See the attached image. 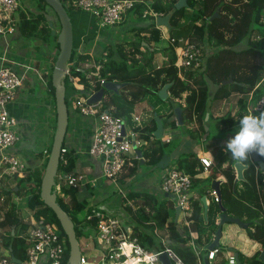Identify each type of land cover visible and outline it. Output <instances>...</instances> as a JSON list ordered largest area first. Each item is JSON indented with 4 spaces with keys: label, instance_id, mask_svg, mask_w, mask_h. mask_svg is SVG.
Returning <instances> with one entry per match:
<instances>
[{
    "label": "trees",
    "instance_id": "obj_1",
    "mask_svg": "<svg viewBox=\"0 0 264 264\" xmlns=\"http://www.w3.org/2000/svg\"><path fill=\"white\" fill-rule=\"evenodd\" d=\"M35 1L39 12H33L30 7L24 5L23 0L25 12L20 11L19 13L20 20L16 24L17 32L21 39L31 41L34 45L37 44V41H40V44L36 45V52L41 46L43 48L55 46L58 49V55L60 52L59 34L54 36L51 34L52 28L49 26L50 21L47 19L45 11V8L49 6L45 0ZM137 1V4L128 11L124 21L125 24H130L129 32L133 35L131 39L108 42L102 53L97 55L96 58L87 53L78 54L73 44L70 60H75V62L69 64V76L77 78L78 83L83 88H75L68 75L64 79L66 87L65 100L69 115L67 130L69 131L71 112L74 111L80 114L73 103L81 97H86L98 91L103 82L123 84L117 93H107L108 97L97 106L100 113L107 112L115 117L124 115L132 117L135 105L139 102H147L155 110L157 117H164L162 113L164 108L160 109V105L164 107L166 101H162L158 93L164 86L170 85L168 88L169 97L174 100L183 99L184 102H176L172 105L170 116H167L168 120H164V125L177 126V122L174 120V109L177 107L182 110L183 125L186 122L190 125L197 123L196 130L193 129L192 132L198 134L201 138L205 135V125H208L209 134L205 139V151L212 153L216 167L225 176L226 189L233 191L229 206L225 207L223 205L226 208V213L228 216L239 218L244 223H250L253 239L264 247V172L248 157L242 161L249 166L244 173L245 181L239 182L233 187L235 173L232 166L240 160H231L227 153L224 154L221 150L224 146L220 145V141L226 140L218 136L219 133L230 136L229 132L238 123L239 117L248 114L249 106L264 93V0H184L181 6L178 5L179 0ZM69 2L70 0H63V5L68 14L71 10L68 7ZM216 10L219 11V16L209 21ZM154 14L169 16V37L187 41L201 50L202 56L205 58L202 70H185L181 71L180 74L176 66L177 57L173 48L170 46L164 48L155 46L161 41L162 32L156 24L157 17ZM242 20H247V22L244 24ZM222 27H227V29ZM227 31L232 33L231 40L225 38ZM245 39H247L246 50H238L237 47ZM208 48L219 50L207 54ZM225 51L228 53L222 55ZM157 54L160 55L158 60ZM229 54L240 57L245 54L249 58H246L248 61L245 60L244 66L241 62L240 65L235 64L232 66L214 64V61L223 60ZM91 61L94 62L92 68L86 69L82 66V63ZM241 66L244 70L238 72V68H241ZM50 69L53 71V67ZM46 78H48L46 81V94L53 98L56 110L55 88L52 84L51 74ZM229 79L232 82L217 87L222 81ZM208 80H211L217 87L212 96L209 95ZM234 91L243 96L232 95ZM234 96H237L235 107H229L224 103L230 101ZM221 103L225 104V110L218 113L217 109L221 106ZM215 104L218 106L216 109H214ZM206 114H209L210 120L208 123H205ZM169 117L173 118L172 122H170ZM131 126L137 135L136 140L145 143L153 137V133L157 129L156 117H152L148 122L139 126H135L133 123ZM67 134L62 147L67 148L65 157L68 162L65 166L60 164L58 170L72 172L77 168L79 156L74 144L69 145ZM170 143L165 142L162 144L161 141H158L148 148H145L144 145L139 146L138 149L143 153V156L149 158L145 161V165L151 166L160 162L167 155L166 148ZM46 152L49 156L51 145ZM39 155L41 156L42 153L40 152ZM259 158L264 162V156L259 155ZM45 159L44 171L48 157ZM133 161L135 165L134 168H129L128 174L130 175L127 174L128 176H131V173L135 174L141 163L139 159ZM225 161H228V169H222ZM174 167L189 174L193 177V180L196 175L203 172L197 152L183 155L175 162ZM42 177L41 170L32 171L31 168H28L24 178H13V181L16 182L15 186L8 189L7 193L15 192L25 196L28 211L20 212L18 206L14 204L4 214L0 221V229L4 232V246L11 255L24 264L29 246L28 231L32 225V217L30 216V212H32L34 219L43 217L46 222L55 225L59 234L65 238L66 251L63 264H68L70 252L68 237L63 231L56 214L45 205L41 198ZM87 187L91 188L90 185ZM111 189V193L114 195L116 189ZM78 191L79 188H63V196L57 195V203L72 220L80 246L81 238H88L90 230L87 228L88 223L85 218L82 220L79 215L83 212L89 214L97 206H89L87 199L80 200ZM206 193L204 189L198 197L193 196L191 198V212L187 217L190 226L183 225L181 228L178 227L174 217L167 221V212H162L160 204L154 196L130 192L128 198L130 200L141 198L148 203L150 212L144 214L142 207H138L136 210L138 217L143 221L150 222L149 229L152 232L157 231V237L166 238V241H169L166 246L173 249L186 264H199L194 252H199L201 261L208 254L207 247L212 242L217 230L216 221L220 214V206L214 198L210 199L205 213L202 197L206 196ZM157 208L158 210L160 208L161 212L156 211ZM127 209H129V206H127ZM170 211L175 215L173 207L170 208ZM192 232L195 233L193 237L191 236ZM135 234L149 252L161 250L165 247L157 239L138 228H135ZM91 242L96 245L94 240L91 239ZM236 252L241 264H264L258 258L259 253L248 258L242 252L238 250ZM81 254L84 255L82 251ZM210 263L228 264L221 248H219L218 254Z\"/></svg>",
    "mask_w": 264,
    "mask_h": 264
},
{
    "label": "built area",
    "instance_id": "obj_2",
    "mask_svg": "<svg viewBox=\"0 0 264 264\" xmlns=\"http://www.w3.org/2000/svg\"><path fill=\"white\" fill-rule=\"evenodd\" d=\"M137 2V0H70L68 7L92 14L101 28H114L125 21L128 11ZM20 11L25 12L23 0H0V19L3 21L0 23V39L6 40L15 33L16 24L20 20ZM154 16L161 15L154 14ZM8 17L13 18L11 24L8 22ZM167 41L176 54V66L180 74L181 71L185 70H202L205 59L201 50L181 39L176 40L169 37ZM9 57L8 49L0 52V221L15 204L13 196L7 193L8 189L11 188L9 185H4V182L13 180L15 177L24 178L28 169L12 151V148L20 142L21 138L17 131L18 121L9 112L8 106L15 100L17 92L22 86L24 74L28 71H34L29 64H20V68L23 70L21 73L18 68L14 67L15 63ZM67 75L69 76V70ZM69 77L73 85L78 82L77 78ZM80 87L78 89H82V86ZM92 94L77 99L73 104L82 116L95 120L88 154L96 162L98 172L95 173L98 174L92 173L91 177V170L89 172L58 170L60 164L65 166L68 162L65 157L67 148L62 147L53 187V193L58 196H63V188H80L87 184L95 186L100 178L104 179L107 184L115 185L119 190L121 188L120 181L128 173L129 168L133 166L132 159H138L134 144L137 147L140 142L136 140L137 135L131 124L141 125V118L136 115L115 117L106 112L100 113L98 104L87 103ZM250 106L251 109H248V114L264 112V93L255 99ZM205 155V153L198 155L203 167V172L200 174L207 173V177L210 178V172L216 165L211 158ZM194 186L193 177L176 168H170L164 172L159 186L161 200L164 203L174 201L171 203L174 210L180 209L178 220L180 217L186 226L190 223L187 217L191 212L190 200L193 197ZM121 191L123 196L121 199L128 200L129 192L124 193L122 189ZM212 196L217 201L214 192H212ZM32 215L33 213L30 212L32 225L28 231L29 246L24 264H63L66 251L65 238L59 234L55 225L46 222L43 217L34 219ZM85 220L88 223L87 228L90 230L88 238L94 240L97 248L103 253L99 263H92L162 264L159 255L165 252L172 264H186L173 249L166 246L165 239H160V243L165 246L163 249L149 252L147 247L140 243L128 220L122 222L103 209H92L91 213L86 214ZM3 237L4 233L0 229V264H15L11 260L12 255L4 246ZM218 252L219 248L208 251V260L212 261ZM227 261L228 264H236L233 255ZM87 262L91 261L82 255L81 264Z\"/></svg>",
    "mask_w": 264,
    "mask_h": 264
},
{
    "label": "crops",
    "instance_id": "obj_3",
    "mask_svg": "<svg viewBox=\"0 0 264 264\" xmlns=\"http://www.w3.org/2000/svg\"><path fill=\"white\" fill-rule=\"evenodd\" d=\"M31 2H32L31 10L33 12H39V8L37 6L36 1L31 0ZM69 9H71L70 10L71 13H69V16L71 18L72 26H73V44L77 50V53L78 54L89 53L90 55H92V53L95 52V53L101 54L105 45H104V42L100 44L99 39L96 38L98 35L94 31L95 28L93 25V20H92L93 18H91L90 16H87V15L81 14L82 13L81 11H76L70 7H69ZM45 11H46L47 19L49 21L53 22V28H54L56 34H59L61 26H60V22L56 16V14L49 7H46ZM75 29H77V35L76 36L74 34ZM132 36L133 35L131 34V37ZM25 41L26 40L21 39L20 35L17 32V29H16V33L12 37H9L7 40L0 39V52L3 51L4 49H8L9 54H10L9 58L11 60H13V62L15 63V65H14L15 68H18V70L21 73H23V70L20 68V64H29L30 66L33 67V70H34V71H28L27 73L24 74L25 78L23 81V87L18 91L15 100L11 104H9V106H8L9 112L18 121V128H19V134H20L19 136L21 138L20 139L21 144H27L26 141L28 140L30 133L32 132V128H31L32 122L30 120L31 119L30 118V114H31L30 106H31V102H32V100H31L32 99L31 94H32V90H33L32 86L35 84L34 81L35 80L38 81V83L41 85V90H42L41 93L46 95V89H47L46 81L48 80V78H46V76H49L50 74L52 76V71H51L52 69H50V68H52V67L54 68V66H55V60L53 62L49 57V56H52V54L50 52L45 51L46 47L43 48L41 46V47H39V50H40L39 54L36 52V49H35L36 45L40 44V41H37V44L35 46L32 45L33 43L30 44V43L25 42ZM54 48H55V46H53V49ZM80 48L84 49L85 51L79 50ZM100 50H102V51L98 52ZM99 54H97V55H99ZM57 56L58 55L55 54L53 56V58L56 59ZM74 62H75V60H69L68 64H73ZM38 74H40L41 77L36 78L35 76H33V75H38ZM212 86L213 87L211 88V85L209 84V80H208V88H209V95L210 96H212L215 93L216 88L218 87V86L216 87L214 84H212ZM169 95H170L169 91L167 90V99L166 100H168ZM176 102H183V99L182 100L176 99V100L172 101V103H176ZM141 103L148 104L147 102H140V103L136 104V108ZM51 106H52V104H51ZM73 106H74V104H73ZM136 108H135V110H136ZM163 108L165 109L166 105H164ZM72 110H75V109L72 108ZM150 110H152L153 112L155 111L151 107H150ZM165 111H167V110H165ZM156 114L157 113L154 112L153 117L154 116L157 117ZM135 115L139 116L138 114H135ZM167 116L168 115H166L164 117H158L161 120L162 125H163L162 138L165 136V130L171 128L170 124L164 125V123H163L164 120H168ZM174 120H176L175 117H174ZM209 120H210L209 117L207 120L205 117V123H208ZM32 125H33V123H32ZM193 126H194V129H196L198 125H197V123H195ZM94 128H95V120L93 118L81 116L80 114H78L77 112H74V111L71 112L69 131L67 130L68 131L67 138H68L69 145L74 144V146L77 149V154L79 156L78 162H77V168L74 169V171H76V172H89L91 170V173H90L91 177H92V173L98 174V173H95V172H98V166L96 165V162L88 154L90 141L92 138ZM234 128L235 127H233L232 130ZM151 139H152L151 144L156 143L160 140V139H157L154 135H153V137H151ZM165 139H167V138L165 137ZM166 142H170V141L166 140ZM224 143H225L224 140L220 141V144L224 145ZM145 144H146V142L143 143V145H145ZM16 146L14 147L15 149H16ZM139 146H142V145L141 144L138 145L137 149ZM14 148H12V151L15 153ZM221 150L223 151V148H221ZM28 152L29 151L25 149L22 153V158H24L26 160V162L28 163V165L30 166L31 169L38 170L40 163L37 161V159L29 157ZM135 152H136V148H135ZM193 153H196V152L193 151ZM204 153L206 154L205 156L211 158L212 161L215 162V159L210 152H206L204 150V152L200 153V155L204 154ZM198 155H199V153H197V156ZM142 159H143V164H145V161L148 160L149 158H145L143 156V153H142ZM166 159L167 158H162L160 160V162L156 163L155 165L148 166L150 169L153 168L154 172L150 173L147 176H143L141 178V180L140 179L137 180L135 177H133L134 174H132V173H131L130 178H131V193L132 192L133 193H144V194H148L150 196H154L155 199L159 202L160 208L162 209V212H164V213L167 212V214H168L167 221H169L171 218L170 208L173 206L169 202L166 204V206L165 205L163 206L164 202L161 200L160 192H159V186H160L162 176H163L165 171L170 169V167L167 164L171 160L170 159L166 160ZM249 159H250V156H249ZM133 160L134 159H132V165L133 166L131 168H134V165H135ZM171 168H175V167H171ZM212 169H215L217 171V173L219 174V176L214 177L212 175V173H210V175H211L210 178L206 177V178H204V180L205 181H208V179L209 180H211V179L223 180V183L221 186V188H222V204L225 207H227V206H229V201H230V198H232L233 191H229L228 189H226V187H225L226 179H225V176L223 175V173L221 174L220 170L216 166L213 167ZM222 169H228V161H225L223 163ZM136 171L138 172L139 170L137 169ZM136 171H135V173H136ZM211 172H212V170H211ZM130 178H128V179L130 180ZM206 183H205V185H206ZM89 185L90 184H87L85 186L80 187L78 194L80 195V193H82L84 190L89 189V190H91V192L93 191L94 193L96 192L97 194H101V195L104 194L103 199L105 200V199H107L105 194H107L109 191L111 192V190H112L111 188L117 189V187L115 185L107 184V182L102 178L97 180V184L95 186L90 185L91 188H88L87 186H89ZM204 189L207 192L206 193L207 195L205 197L207 200V204L209 205L210 199L213 198V196H212L213 191L210 188V183H209L208 187L201 186L198 191L193 190L192 194L196 198V197H198L199 193ZM105 191H106V193H105ZM150 196H149V200H150ZM121 202L122 201L116 202V204L109 202L105 207H107L109 210H113L116 212L118 210V208L120 206H122L123 202L122 203ZM138 207H142V209H143L142 211H144V214H148L150 212L149 204L146 203L143 199H141V198L131 199V209L133 212V216H131V225L133 226L134 230H135V228H138V229H140V231H143L145 233L147 232L149 235H151V237L157 239L158 242H160V239L166 240V238L157 237L158 236L157 231L152 232L149 229L150 222L143 221L141 218L138 217V215L136 213V210ZM160 208H159V210L157 208L156 211L161 212ZM121 216H123L122 213H121ZM174 219H175L179 228H181V227H183V225H185L184 221L180 220V217H179V220H178V217L176 218V210H175ZM218 222H219V220L216 221L217 225H218ZM231 224H233V223H231ZM231 224H224L222 226V236L226 235L224 237V239L228 240V244L230 245L229 248H232L234 246L233 248L235 250L242 252L248 258H251L255 254H258V253L261 254L264 247L259 242L255 241L254 239H251V238H253L252 234H251V226L248 229H242V228L240 229V228H233L231 226ZM188 226H190V223ZM240 231H246L247 237L251 241V242H249L248 247H246L244 245V242L248 241V240L245 239V234H244V239L241 238L243 236V234H241ZM191 236L192 237L195 236V233L192 232ZM232 237L235 240L233 239L232 241H230L232 239ZM166 243L168 244V241H166ZM194 253H195V255L199 261V264H203V260L201 261V257H200L199 252L196 251ZM232 255L235 256V254L233 252L228 251L227 253H224V258L226 260H228V258ZM259 257H260V255H259Z\"/></svg>",
    "mask_w": 264,
    "mask_h": 264
},
{
    "label": "rangeland",
    "instance_id": "obj_4",
    "mask_svg": "<svg viewBox=\"0 0 264 264\" xmlns=\"http://www.w3.org/2000/svg\"><path fill=\"white\" fill-rule=\"evenodd\" d=\"M24 5H26L28 8L29 7L31 8L32 7L31 0H24ZM81 14H84V15H87V16H90L91 18H93L92 20H93V25L95 28L94 31L98 35L96 38L99 39L100 44L104 42V45H106L108 42H117V41H123L126 39H131V32H129V28H130L129 23L125 24V22H123L114 28L113 27L101 28L98 24L99 22L95 19V17L92 14L86 13V12H82ZM233 15H235V13ZM11 20H13V18L8 17V22H10V24H11ZM1 22H3V21L0 19V23ZM243 22L245 24L247 22V20H245ZM225 23H226V19H225ZM158 28L162 32V39L155 46L159 47V48L168 47L169 44H168L167 40L169 38V33H168L169 28H167L165 26H158ZM222 28L227 29V27H222ZM15 33H16V31H15ZM74 34H75V36L77 35V29L74 30ZM13 35H11L9 37H12ZM225 38L228 40H231L232 33L230 31H227L225 33ZM25 42L32 44L31 41L26 40ZM246 42H247V39H245L242 42V44L237 47L238 50H241V49L246 50L245 49V48H247ZM32 45H34V43ZM47 47L45 48V51L50 52L52 54V56H49V57L54 62L55 59L53 58V56L55 54H57L58 49H56V48L53 49V46L52 47L47 46ZM79 50L85 51L82 48H80ZM218 50L219 49L208 48L207 53L211 54L212 52H216ZM39 51L40 50L37 51L38 54H39ZM101 51L102 50H100L98 52H101ZM226 53H228V52L225 51L222 53V55H224ZM87 54H89V53H87ZM97 54H99V53H97ZM97 54H95V52L92 53L93 58H96ZM156 57L158 60L160 58V55L157 54ZM246 58H249V56H246L245 54H242V57L236 56V55L234 56V54L233 55L229 54L223 60L214 61V64H219V65L222 64L223 66H228V65L232 66L235 64L240 65V62H241L242 65L244 66V63L246 61H248V60H246ZM250 58H252V57L250 56ZM82 66L86 69H90L94 66V62L91 61V62H87V63H82ZM243 66H241V68H238V72H241V71L243 72V70H244V68L242 69ZM33 76H35L36 78L41 77L40 74L33 75ZM23 81H24V79H23ZM23 81H22V86L20 87V89L23 87ZM34 83L35 84L32 86V89H33L32 94H31L32 95V99H31L32 102H31V106H30V108H31V114H30L31 119L30 120L33 123V125L31 123L32 132L30 133V136H29L28 140L26 141L27 144H21L20 143L21 141H20L18 143V145L16 146V149L14 148L15 149L14 151L17 154V157L22 160L24 165H26L27 168H30V166L28 165L26 160L24 158H22L23 151L25 149L28 150L29 151L28 152L29 157L37 159V161L40 163L38 170H41L42 173L44 174L43 164H44V161L46 160L45 158L48 157L46 150L48 149V147H50V145L52 147L53 139H54V136H55V133L57 130V124L58 123H57L56 110L54 107L53 98L48 96L47 94L44 95L41 93L42 92L41 85L38 83L37 80H35ZM209 84L211 85V88H212L213 83L211 82V80H209ZM80 86H82V85H80L78 82L74 85L75 88H81ZM232 95L243 96L242 94H237L235 91L232 92ZM237 96H234L233 98H231L230 101L224 102V103L226 105H228L229 107H235V98ZM107 97H108V94H106L105 98H107ZM173 100L174 99L172 97H169V100H165L166 101V104H165L166 108L162 111L164 116H166V115L170 116L169 114H170L172 105L175 104V103H172ZM183 102H184V100H183ZM183 102H181V103H183ZM50 103L52 104V106ZM224 103H221V106H219V107L217 106V104H215L214 109H216L218 107L217 112L218 113L223 112L225 110V108H224L225 104ZM135 108H136V105H135ZM161 108H163V106L160 105V109ZM165 110H167V111H165ZM135 114L139 115V117L142 120L141 123H146L153 117L154 112L152 110H150V106L148 104L141 103L140 105L137 106L136 110L134 109V113L132 115H135ZM169 119L172 122L173 118L169 117ZM185 122H186V120H185ZM54 128H56L55 131H54ZM212 128H213V126H212ZM193 129H194V126L188 124L187 122L185 123V125H181V126L177 124L176 127L171 126L170 129L165 130V136L159 140L162 142V144L165 143L166 140L171 142L166 148L167 155L164 156V158H167L166 160H169V159L171 160L167 164L170 168L174 167L175 162H177V160L180 157H182L183 155L193 153V151L199 153V155H200V153L204 152V150L206 149L205 148L206 142L204 140V137L201 138L200 136H198V134L192 132ZM17 131L19 134V128L17 129ZM233 131H234V129L229 132V135H231ZM218 136L222 139H225V140H227L229 138V136H226L223 133H219ZM165 137L167 139H165ZM151 141H152V139H149V141L146 142V144L144 146L146 148H148L151 145ZM140 144L143 145V143H140ZM220 145L224 146L223 144H220ZM40 152L42 153L41 156L39 155ZM137 158H138V156H137ZM33 170L34 169H32V171ZM138 170L139 171L136 172L133 176L137 180H139V179L141 180V178L143 176H147L150 173L154 172L153 168L150 169L147 165L141 164V163H140V166H138ZM210 173H212V175L214 177L219 176V174L217 173V171L215 169H212V172H210ZM127 174H125L123 176L122 180L120 181V187L121 188L119 190L116 189V192L114 193V195L109 191L107 194H105L107 197V199H105V200L103 199L104 194H102V195L97 194L96 192L95 193L91 192V190H89V189L84 190L82 193H80V195L78 194V196H79L78 198L80 200L87 198L89 206L96 205L98 209H103L104 211H106V213L114 215L116 218H118L122 222H124L125 220H128L131 223V216H133L132 209H131V200L130 199H128V200L121 199L123 197L121 195L122 194L121 189L123 190L124 193L131 192V178H130V176H128L130 174H128V175ZM206 175H207V173H205L204 175L199 174V175L194 177L195 186H194L193 190L198 191L201 186H206V187L209 186L207 184L210 183V180L209 179H208V181L204 180V178L207 177ZM128 178H130V180ZM15 183L16 182L13 180H7L4 182V185H9V187L12 188L15 186ZM205 183H206V185H205ZM193 190H192V192H193ZM105 193H106V191H105ZM9 195L13 196L15 205L18 206V209H20V212L28 211V209L26 207V197L25 196L16 194L15 192H11ZM120 201L123 202V203L121 202L122 206H120L116 212L113 210H109L107 207H105L109 202L116 204V202H120ZM170 202L173 203L174 201L171 200ZM166 204L167 203H163V206L164 205L166 206ZM127 206H129V209H127ZM121 213L123 214V216H121ZM170 216L171 217L175 216L172 211H170ZM85 217H86L85 212H83L79 215V218H81L82 220ZM226 224H231V223H226ZM231 226L233 228H240L239 226H237L235 224H231ZM240 232H241V234H243V236L241 237L243 239H244V234H245V239H247L248 241H245L244 245L246 247H248V244L251 241H250V239H248L246 231H240ZM225 236L226 235L222 236V238L220 239L219 248H221L224 253H227L228 252L227 249L230 247V245L228 244V240L224 239ZM233 239L234 238L232 237V239L230 241H232ZM251 239H253V238H251ZM80 247H81L82 253H84V255L88 258L89 261L95 262V263H99L101 261L103 253L98 248H96V245L92 244L90 238H81ZM6 255L8 256L9 254L7 253Z\"/></svg>",
    "mask_w": 264,
    "mask_h": 264
},
{
    "label": "water",
    "instance_id": "obj_5",
    "mask_svg": "<svg viewBox=\"0 0 264 264\" xmlns=\"http://www.w3.org/2000/svg\"><path fill=\"white\" fill-rule=\"evenodd\" d=\"M48 6L54 11V13L57 15V18L59 19L61 29L58 35V43H59V49L60 52L56 58L55 66L52 71V84L55 88V99H56V114H57V130L53 139V144L51 147V152L48 156V161L45 167V171L42 177L41 181V190L40 195L42 200L44 201L45 205L49 207L57 216L60 225L63 229V231L66 233L69 241V261L68 264H81V250L79 246V241L76 236V232L74 229V224L70 217L67 215V213L58 205L57 203V195L53 193V187L55 185V176L57 167L60 160V154H61V148L63 145V142L65 140L68 124H69V115H68V108L65 100V94H66V87L64 83V79L66 78V73L69 70V64L68 61L70 60L72 56V49H73V26L71 18L66 10V8L63 5V0H45ZM184 0H179L178 5L181 6ZM219 16V11L216 10L212 16L209 18V21H212L214 18ZM169 16H158L156 18V24L157 26H165L169 28L168 25ZM49 26L52 28L51 34L54 36L56 35L55 30L53 29V22H49ZM232 82L231 79L224 80L221 82V84L218 85V87L226 85L228 83ZM123 86V84L115 83V82H103L102 87L94 92L87 100L88 104H99L101 103L105 97L106 94L109 92H118L119 89ZM170 87V85L164 86L158 93L160 99L162 101H165L167 99V90ZM251 109V106L249 107ZM107 113V112H106ZM174 117L177 121L178 125H183L182 121V110L181 108H175L174 109ZM209 115H206V120L208 119ZM157 122V129L154 131L153 135L157 139H162V131H163V125L161 120L156 117ZM205 129V135L204 140L208 136L209 128L207 125L204 127ZM124 134V133H123ZM134 148H136V155L141 160V163L143 164L142 159V152L137 149L136 144H134ZM231 160H235L231 156L229 157ZM250 159L253 163L257 164L259 169L264 172V162L260 160L259 155L256 152H252L250 154ZM248 164L243 163L242 161H236L232 169L235 173V179L233 182V187L239 183L245 181L244 173L248 169ZM222 183L223 180L221 179H211L210 180V188L215 193L217 202L220 206V214H219V222L217 230L214 234L212 242L207 247V250H213L215 248H219L220 246V239L222 237V226L226 223H233L239 226L243 229L250 228V223H244L239 218L228 216L226 213V208L222 204ZM202 203L205 209V213L208 209V204L206 197H202ZM180 212L179 208H176V218L178 217ZM14 231V229H13ZM14 233V232H12ZM169 244V241H168ZM229 252H233L235 254V260L236 264H241L239 260L238 253L234 248H229ZM11 260L13 263L20 264L21 262L17 260L13 255L11 256ZM159 260L162 264H172V261L170 260L167 253H162L159 255ZM260 261L264 262V249L262 250L260 257ZM86 264H95L92 262H87ZM203 264H211L210 261L207 258V255L203 258Z\"/></svg>",
    "mask_w": 264,
    "mask_h": 264
},
{
    "label": "clouds",
    "instance_id": "obj_6",
    "mask_svg": "<svg viewBox=\"0 0 264 264\" xmlns=\"http://www.w3.org/2000/svg\"><path fill=\"white\" fill-rule=\"evenodd\" d=\"M223 151L240 161L246 160L252 152L264 156V112L241 115Z\"/></svg>",
    "mask_w": 264,
    "mask_h": 264
},
{
    "label": "bare ground",
    "instance_id": "obj_7",
    "mask_svg": "<svg viewBox=\"0 0 264 264\" xmlns=\"http://www.w3.org/2000/svg\"><path fill=\"white\" fill-rule=\"evenodd\" d=\"M64 4V3H63ZM13 190V189H12ZM128 264H132V263H128Z\"/></svg>",
    "mask_w": 264,
    "mask_h": 264
}]
</instances>
